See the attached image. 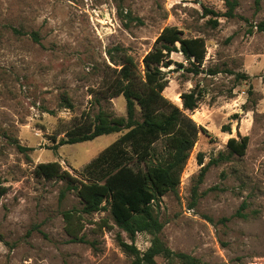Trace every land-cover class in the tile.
Here are the masks:
<instances>
[{"label": "rangeland", "instance_id": "obj_1", "mask_svg": "<svg viewBox=\"0 0 264 264\" xmlns=\"http://www.w3.org/2000/svg\"><path fill=\"white\" fill-rule=\"evenodd\" d=\"M203 8L225 11L223 0H0V185L7 188L0 264H131L117 238L130 241L108 209L82 215L84 243L70 242L62 214L80 201L74 191L61 198L65 182L36 177L34 169L56 162L88 182L84 167L126 130L56 150L50 136L83 113L125 117L123 97L106 99L104 82L114 77L108 51L121 48L142 69L166 27L205 42L195 73L184 70L190 66L180 53L171 55L184 68L164 69L163 95L182 108L180 95L195 90L198 107L185 114L207 133H199L177 193L154 205L159 238L200 264H264V34L256 29L264 0L258 9L255 0H238L236 17H218L215 28ZM65 97L71 108L61 105ZM241 137H248L244 156H227V140ZM155 147L162 152L163 141ZM219 156L227 158L209 164ZM151 239L139 233L134 244L144 252Z\"/></svg>", "mask_w": 264, "mask_h": 264}, {"label": "trees", "instance_id": "obj_2", "mask_svg": "<svg viewBox=\"0 0 264 264\" xmlns=\"http://www.w3.org/2000/svg\"><path fill=\"white\" fill-rule=\"evenodd\" d=\"M260 0H255L258 9ZM225 11L218 14L203 8V15L209 17L207 24L217 27L218 17L234 19L238 0H223ZM258 32L264 34V20L256 25ZM13 33L22 35L17 29ZM175 27L164 28L155 39L151 50L142 58V69L121 48L108 51L106 66L114 76L104 82L106 99L123 97L125 117H118L99 110L91 117L83 113L64 130L56 131L51 138L52 149L92 141L100 136L120 133L118 139L105 148L83 169L88 182L79 181L63 170L56 162L40 163L34 169L36 177L47 181L60 179L65 182L63 198L68 191H74L80 201V209L64 211L65 232L70 242L84 243L82 236V215L109 210L117 227L127 236L129 243L117 238L118 245L128 256L131 264H156L161 257L166 264H200L196 258L167 248L159 238L163 224L154 213V205L168 193H177L182 172L199 133H207L197 125L185 111L192 112L198 107L199 95L195 90L180 95L182 108L169 101L163 92L167 88V69L171 65L184 68L181 63L172 60L173 53H180L189 64L184 68L195 73L206 55L205 42L201 38H184ZM33 41L38 42L37 33H31ZM61 105L71 108L68 99L62 98ZM228 130V127L224 128ZM63 135L57 140V137ZM163 141L162 152L156 144ZM248 137L229 138L226 142L227 156L245 154ZM18 149L25 151L26 148ZM227 157L219 156L209 164ZM198 164L203 163L201 154L197 155ZM207 166L200 169L199 181ZM7 188L0 185V199ZM76 218V220H75ZM152 236L150 246L144 252L139 251L134 240L137 234Z\"/></svg>", "mask_w": 264, "mask_h": 264}]
</instances>
